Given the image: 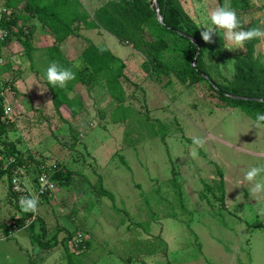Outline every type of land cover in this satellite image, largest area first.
Listing matches in <instances>:
<instances>
[{"label":"rangeland","instance_id":"374dc122","mask_svg":"<svg viewBox=\"0 0 264 264\" xmlns=\"http://www.w3.org/2000/svg\"><path fill=\"white\" fill-rule=\"evenodd\" d=\"M26 1L0 0V34L10 18L16 22L11 30H31L33 47L29 57L15 37L8 42L0 38V102L8 124L4 138L25 159L12 179L26 196H36L41 172L50 177L59 168L74 173L68 185L55 182L54 193L38 198L35 215L45 222L44 240L59 229L58 239L66 236L63 230L72 237L80 234L82 244L87 242L84 252L75 250L77 241L67 243L70 252L75 250L72 264H264V230L256 227L264 226V193L254 194L244 180L248 169L264 166V128H250L253 120L240 109L226 108L207 83L180 82V50L186 43L163 34L168 49L152 53L153 23L137 31L139 48L101 28L72 23L78 35L123 61L124 77L115 92L105 75L91 85L75 84L67 91L74 114L62 108L57 115L43 79L53 63L47 49L54 39L43 22L25 12ZM77 1L95 22L98 8L121 0ZM178 2L198 27L224 6L236 11L241 29L254 20L264 29V0ZM55 45L73 67L86 71L81 38L71 36ZM203 47L197 68L221 86L232 83L231 66L245 49H226L222 35L212 43L203 41ZM254 49L264 65V37ZM154 56L164 70L147 74L141 64ZM0 161L6 164L7 159L0 154ZM98 176L114 204L97 194ZM257 181L264 183V175ZM17 198L15 208L7 177L0 180V225L15 231L0 241V264H67L60 244L40 249L28 228L20 229L19 201L24 197ZM38 228L36 222V234ZM2 234L0 228V238Z\"/></svg>","mask_w":264,"mask_h":264},{"label":"trees","instance_id":"16d2710c","mask_svg":"<svg viewBox=\"0 0 264 264\" xmlns=\"http://www.w3.org/2000/svg\"><path fill=\"white\" fill-rule=\"evenodd\" d=\"M156 5H158L159 15L162 18L163 25L157 20ZM76 8H81L82 11ZM24 10L30 17L40 20V22H43L47 26L55 44L63 43L71 36L81 38L86 43L80 55L82 64L86 68L85 72H81L73 67L64 58L57 45L54 44L47 49L52 62L65 68H71L76 73V78L70 81L63 89H52L44 80V85L50 96L53 109L59 116L61 115L62 108H66L74 114L72 102L67 95V91L71 90L75 84L91 85L94 83L96 77L105 75L107 76V83L110 90L115 92L117 91L119 80L124 77L123 71L125 64L123 61L108 49L98 48L86 37L78 35L72 23H77L79 27L86 29L101 28L119 41L131 42L134 46L136 45V48H139L136 42V34L140 26L145 27L153 23L157 32H155V42L148 46L152 50V53L164 52L168 49V44L162 37L163 34L174 36L186 43V46L180 50L183 59V69L178 75L180 82L185 83L188 81L191 85L207 83L209 88L217 94L218 100L226 108L240 109L253 121L255 120V114L257 112H264V65L254 55V47L259 43L260 38L246 43L243 58L238 59L235 63L236 70L233 76V82L227 86H221L215 83L204 69L199 70L195 65L196 61L202 59L204 53L203 40L199 27L186 14L178 0H121L118 3L110 2L96 10L95 22L90 21L89 14L83 10L82 5L77 0H27ZM257 24V20L251 21L243 26L242 30L258 28ZM15 25L16 22L10 18H8L7 22L3 23L5 29V37L3 39L8 42L11 37H15L20 45H22L26 54L31 57L33 51V47L30 44L31 30L28 28H26V31L18 29L15 32L11 30ZM189 38L194 39L196 45ZM141 67L147 74L153 69L164 70L161 62L155 56L150 61H144ZM33 71L37 75L34 69ZM232 96L245 97L248 100H237ZM252 99H260L261 101ZM3 117L4 109L2 102H0V154L7 159L6 164L0 161V180L7 177L8 195L14 200V206L17 208L18 199L12 191V177L15 170L24 167L25 159L22 152L17 149L15 143L9 142L4 138L7 134L8 124L3 120ZM120 160L122 165L128 168L122 156H120ZM73 174V172L59 168L50 178L57 184H63L65 186L71 182ZM217 175L220 180V185L223 186V174L220 169L217 170ZM85 181H87L86 178ZM97 186V194L101 198L109 199L114 204V196L103 187L100 176L97 179ZM27 221H29L27 228L32 241L43 250H50L60 244L66 255L67 264L73 263L72 257L75 250L77 252L80 251L79 254L85 251L87 242H84L83 245L82 241L78 242L79 244H74L76 248L74 251L70 252L68 250L67 243L80 234L72 237L71 233L63 230L66 236L58 240V234L62 231L59 229L50 240H44L46 235L44 220L31 212H23L19 221L20 229L25 227ZM36 222L39 225V234L34 232ZM256 227L264 230L262 224H258ZM0 228L3 230L5 237L15 232L11 231L4 224H1Z\"/></svg>","mask_w":264,"mask_h":264},{"label":"clouds","instance_id":"9594fccd","mask_svg":"<svg viewBox=\"0 0 264 264\" xmlns=\"http://www.w3.org/2000/svg\"><path fill=\"white\" fill-rule=\"evenodd\" d=\"M201 38L207 43L213 42L214 36H219L225 42L226 49L236 52L243 49L247 42L264 37V29L255 28L251 30H242L240 21L235 10L220 6L211 11L206 16L200 27ZM235 66H231V71L235 73ZM76 78V73L71 68H65L55 62L51 63L43 73V79L52 89H63L68 82ZM250 128H264V112H257L255 120ZM194 144L199 145L201 141L196 138ZM264 175V166H253L244 174V180L252 184L254 194L264 193V183L258 182L257 178ZM42 183L46 180L41 178ZM39 199L37 196H26L19 201V207L24 213H35L38 209Z\"/></svg>","mask_w":264,"mask_h":264},{"label":"built area","instance_id":"2783aa9c","mask_svg":"<svg viewBox=\"0 0 264 264\" xmlns=\"http://www.w3.org/2000/svg\"><path fill=\"white\" fill-rule=\"evenodd\" d=\"M2 13L5 14H9V12H7V10H3ZM5 37V34L2 36L0 34V38L3 39ZM18 169L15 170L13 172V174L17 173ZM44 177L46 182L42 183L41 178ZM12 191L16 194L17 197H26L27 192L21 188V184L20 182H18L16 179H12ZM56 191V183L55 181L51 180L50 176L45 173V172H41V174L39 175L38 179H37V197H42L43 195H51L52 193H54ZM18 199V198H17ZM21 200V199H20ZM35 215V213H33ZM28 222V221H27ZM71 241H77V242H81L82 241V237L81 235H78L76 238H74ZM83 250H84V246H83Z\"/></svg>","mask_w":264,"mask_h":264},{"label":"water","instance_id":"95a60500","mask_svg":"<svg viewBox=\"0 0 264 264\" xmlns=\"http://www.w3.org/2000/svg\"><path fill=\"white\" fill-rule=\"evenodd\" d=\"M156 17H157V20L161 23V25H163V22H162V18L160 17L159 15V8H158V5H156ZM190 41L196 45V41L192 38H189ZM197 54H198V51H197ZM196 54V56H197ZM206 78V76H204ZM233 97V96H232ZM237 100H248V98H245V97H233ZM252 100H255V101H261L260 99H252Z\"/></svg>","mask_w":264,"mask_h":264},{"label":"crops","instance_id":"0c3cea01","mask_svg":"<svg viewBox=\"0 0 264 264\" xmlns=\"http://www.w3.org/2000/svg\"><path fill=\"white\" fill-rule=\"evenodd\" d=\"M46 93H47V90H46ZM44 99V98H43ZM27 228V226H25ZM24 228V227H23ZM65 231V230H64ZM61 233V232H59ZM65 233V232H64ZM14 232L13 233H10L8 237H5L4 234H2V238H0V241H5V240H9L10 238H12L14 236ZM65 237V236H64ZM64 237H62L61 239H63ZM61 239H58V240H61Z\"/></svg>","mask_w":264,"mask_h":264}]
</instances>
